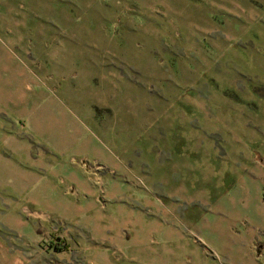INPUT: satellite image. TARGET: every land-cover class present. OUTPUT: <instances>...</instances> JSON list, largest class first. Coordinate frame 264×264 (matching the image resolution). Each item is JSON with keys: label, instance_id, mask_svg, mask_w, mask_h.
Returning a JSON list of instances; mask_svg holds the SVG:
<instances>
[{"label": "rangeland", "instance_id": "1", "mask_svg": "<svg viewBox=\"0 0 264 264\" xmlns=\"http://www.w3.org/2000/svg\"><path fill=\"white\" fill-rule=\"evenodd\" d=\"M0 59V264H264V0H0Z\"/></svg>", "mask_w": 264, "mask_h": 264}, {"label": "crops", "instance_id": "2", "mask_svg": "<svg viewBox=\"0 0 264 264\" xmlns=\"http://www.w3.org/2000/svg\"><path fill=\"white\" fill-rule=\"evenodd\" d=\"M2 62L0 59V63ZM13 70L14 68L9 67L8 64L0 65V112L8 116H12L17 109L19 115H21V107L24 103V93L21 91L22 85L18 83L17 79L20 74Z\"/></svg>", "mask_w": 264, "mask_h": 264}]
</instances>
